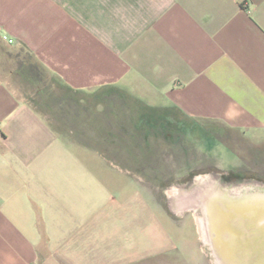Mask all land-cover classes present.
<instances>
[{
  "label": "crops",
  "instance_id": "1",
  "mask_svg": "<svg viewBox=\"0 0 264 264\" xmlns=\"http://www.w3.org/2000/svg\"><path fill=\"white\" fill-rule=\"evenodd\" d=\"M144 113L145 143L186 133L175 114L261 158L264 0H0V264H88L96 159L129 173L96 146Z\"/></svg>",
  "mask_w": 264,
  "mask_h": 264
},
{
  "label": "rangeland",
  "instance_id": "2",
  "mask_svg": "<svg viewBox=\"0 0 264 264\" xmlns=\"http://www.w3.org/2000/svg\"><path fill=\"white\" fill-rule=\"evenodd\" d=\"M19 57L27 60V68L43 87H55L28 55ZM156 116L159 113H144L141 124L145 126L127 118L130 135L125 142L105 148L104 144H97L100 152L105 149L126 154L120 164L126 165L129 173L109 168L97 157L96 175L105 190L95 186L92 203L95 220L89 227L90 238L80 244L78 256L84 257L80 262L212 264L200 242L194 215L176 212L171 205L174 190L190 187L202 175L217 177L224 183L264 184V153L257 158L256 150L244 146L239 138L228 145L226 137L212 138L193 122L175 114L171 116L177 126L182 123L187 132L174 134L168 138L170 141L152 137L146 138L145 143L132 133H141L143 128L152 132L154 125H158ZM112 120H116L115 116ZM102 121L103 118L94 117L92 127L102 126ZM115 139L113 136L114 143ZM233 144L244 151L240 153L243 159L232 150Z\"/></svg>",
  "mask_w": 264,
  "mask_h": 264
},
{
  "label": "water",
  "instance_id": "3",
  "mask_svg": "<svg viewBox=\"0 0 264 264\" xmlns=\"http://www.w3.org/2000/svg\"><path fill=\"white\" fill-rule=\"evenodd\" d=\"M176 212H191L212 264H264V184L224 183L211 175L174 190Z\"/></svg>",
  "mask_w": 264,
  "mask_h": 264
},
{
  "label": "built area",
  "instance_id": "4",
  "mask_svg": "<svg viewBox=\"0 0 264 264\" xmlns=\"http://www.w3.org/2000/svg\"><path fill=\"white\" fill-rule=\"evenodd\" d=\"M5 40H6V39H5ZM8 42H9L10 44H12V43H13V41H12V40H9Z\"/></svg>",
  "mask_w": 264,
  "mask_h": 264
}]
</instances>
